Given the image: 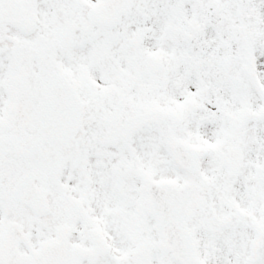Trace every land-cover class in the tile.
I'll list each match as a JSON object with an SVG mask.
<instances>
[{
  "label": "snow or ice",
  "instance_id": "obj_1",
  "mask_svg": "<svg viewBox=\"0 0 264 264\" xmlns=\"http://www.w3.org/2000/svg\"><path fill=\"white\" fill-rule=\"evenodd\" d=\"M0 264H264V0H0Z\"/></svg>",
  "mask_w": 264,
  "mask_h": 264
}]
</instances>
